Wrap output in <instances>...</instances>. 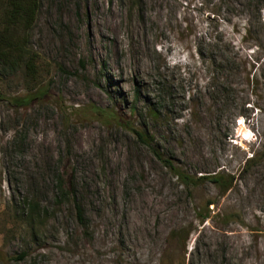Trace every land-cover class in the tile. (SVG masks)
Instances as JSON below:
<instances>
[{"label": "rangeland", "instance_id": "1", "mask_svg": "<svg viewBox=\"0 0 264 264\" xmlns=\"http://www.w3.org/2000/svg\"><path fill=\"white\" fill-rule=\"evenodd\" d=\"M27 36L33 69L0 66V264H264V0H42Z\"/></svg>", "mask_w": 264, "mask_h": 264}, {"label": "trees", "instance_id": "2", "mask_svg": "<svg viewBox=\"0 0 264 264\" xmlns=\"http://www.w3.org/2000/svg\"><path fill=\"white\" fill-rule=\"evenodd\" d=\"M138 2V0H137ZM42 8V0H0V66L5 70H17L23 64H26L28 68L33 69L32 61L25 60V54H27V34L32 29L39 12ZM227 56V55H226ZM215 68L223 67L224 61L221 60L219 63L217 61L213 62ZM41 90V89H40ZM1 99V97H0ZM32 97L26 95L17 98V101L20 105H27L31 101ZM135 134L139 139L152 147L153 152L163 160L168 166L171 167V162H169L165 157L161 155L159 150L152 145V141L148 139L147 134L143 131L136 130ZM174 168V167H172ZM179 178L189 184L193 182V177L186 174L185 172L176 170ZM198 180H209L215 184L226 186L229 188L231 186V181L226 180L222 173H214L209 175H202L197 178ZM64 180L62 177H59L57 183L61 194L69 195L74 193V186L71 182V189L66 190L64 185ZM65 186V188H63ZM73 188V190H72ZM74 208L78 220L86 225V215L84 212V207L82 203L76 198H74ZM62 202V201H61ZM28 205L30 212V218L35 220L36 218L41 220V205L35 199H25L24 204ZM24 254H21L22 258Z\"/></svg>", "mask_w": 264, "mask_h": 264}]
</instances>
